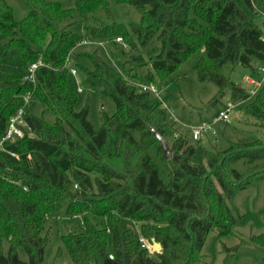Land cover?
I'll use <instances>...</instances> for the list:
<instances>
[{
  "label": "trees",
  "instance_id": "trees-1",
  "mask_svg": "<svg viewBox=\"0 0 264 264\" xmlns=\"http://www.w3.org/2000/svg\"><path fill=\"white\" fill-rule=\"evenodd\" d=\"M18 1L21 19L0 0V264H41L49 240L44 224L60 212L83 216L82 231L61 237L72 264L203 261L207 234L225 236L235 223V194L264 178V142L230 141L195 162L194 145L175 129L161 100L136 83L158 85L201 50L198 81L214 84L218 96L228 89L236 105L249 100L242 118L264 130V80L251 95L221 72L224 63L254 74L264 68V0H114L133 6L139 21H95L83 36L71 28L73 15L107 9L110 0H75L73 8H64L63 0ZM84 39L97 47L78 54L90 64H76L82 83L115 106L113 113L100 112L98 128L88 119V101L76 109L78 91L66 64ZM152 40L160 49L146 62L139 51ZM96 42H109L113 51L102 55L105 45ZM19 111L22 135L2 140ZM151 129L164 138L170 159ZM238 160L245 169L229 175L227 165ZM245 242L240 238L232 249ZM249 242L264 251V232ZM155 243L159 251L146 247Z\"/></svg>",
  "mask_w": 264,
  "mask_h": 264
},
{
  "label": "rangeland",
  "instance_id": "rangeland-1",
  "mask_svg": "<svg viewBox=\"0 0 264 264\" xmlns=\"http://www.w3.org/2000/svg\"><path fill=\"white\" fill-rule=\"evenodd\" d=\"M75 0H63L64 8H73ZM14 10L17 19H21L25 13V9L18 0H8ZM95 21H101L104 24H112L113 22L128 26L130 23L139 21V13L128 3L109 1L107 9L99 8L94 12L80 15H73L72 30L83 36L88 26ZM105 51H101L102 55H106L113 51V46L106 42ZM97 47L92 43L77 44L71 56L70 65L76 69V77L74 85L77 89L81 87V92L77 93L78 102L76 109L79 110L85 101H88L89 112L88 119L95 128L100 124V112L113 113L115 111L114 103L108 97L103 96L97 88L85 86L83 75L76 67V64H90L78 54L84 51H90ZM160 44L152 40L147 46L140 49L145 61L148 62V55L158 52ZM201 55V50L195 51L178 68L164 81H158L155 85L157 96L165 107L170 121L175 129L187 137L191 144L195 147V162H204V154L206 150L211 148L225 149L230 141L238 139L260 138L264 142V130L252 127L246 124L242 118L245 105L249 100L236 105L235 109L229 113L227 120L217 119L219 111L230 99V92L226 89L220 96L219 89L212 83H202L198 81L195 64ZM146 66L138 68L139 76H144L147 72ZM262 68L259 66L258 69ZM222 74L235 84L245 86L247 79L259 78L262 73L254 74L248 68L243 66H233L230 63H224L221 67ZM213 98H217L212 102ZM38 114L41 109H36ZM44 117L48 122H53L54 117L48 113H44ZM204 126L205 130L194 140L191 137L194 128ZM175 136V134L173 135ZM155 150L151 153L154 156ZM245 163L238 160L227 165V172L231 175V170L236 169L243 171ZM159 177L168 182L166 168L163 164H159ZM232 205L236 209L235 223L231 226L230 232L225 236H219L216 231L207 234L202 247L204 260L195 264H264V251L257 249L249 242L251 234H259L264 232V178H260L249 183L244 189L239 190L233 200ZM83 216H66L60 212L58 216L49 218L44 224V233L48 236V243L44 249L43 260L41 264H72L68 252L62 245L61 237L68 230L77 232L83 229ZM240 238L247 242L241 244L236 250L235 247ZM152 246V245H151ZM154 246V245H153ZM155 247H152V250ZM159 251V250H158ZM25 259L21 253L19 255Z\"/></svg>",
  "mask_w": 264,
  "mask_h": 264
},
{
  "label": "built area",
  "instance_id": "built-area-1",
  "mask_svg": "<svg viewBox=\"0 0 264 264\" xmlns=\"http://www.w3.org/2000/svg\"><path fill=\"white\" fill-rule=\"evenodd\" d=\"M262 27L264 29V15H263V19H262ZM115 42L121 44V46L124 49H127L128 46L127 44H125V42L123 41V39L121 37H116L114 39ZM82 44L85 43H92L89 40H82L81 41ZM96 44H98L99 46H101L104 49V43L103 42H96ZM70 61L71 59H67V65L70 68V73L73 76V78L76 77V69L70 65ZM36 68V65H32L30 68V75L29 78L33 79V71ZM259 72L262 73V76L259 78H249L247 79V84L243 87L245 88L247 91H249V93L251 95L255 94V92L259 89L261 83L264 80V68H260ZM137 87L141 90V91H146V92H150L152 94L157 95V89L155 87V85L153 84H143V83H136ZM77 91L81 92V87L78 86L77 87ZM236 107V104L234 102L231 101H227V103L224 105L223 109L221 111H219L218 115H217V119L219 120H227L229 117V113L232 112ZM21 111H19L16 116H14L13 118L10 119L9 123H8V127L6 129V133L5 136L2 140H8V139H13L14 136H21L22 133L20 131V129L17 127V124H21L22 120H21ZM205 130L204 126H199L197 128H194L191 134L192 139L196 140L199 138V135L202 131ZM149 250H152V247H154L153 245H147L146 246Z\"/></svg>",
  "mask_w": 264,
  "mask_h": 264
},
{
  "label": "water",
  "instance_id": "water-1",
  "mask_svg": "<svg viewBox=\"0 0 264 264\" xmlns=\"http://www.w3.org/2000/svg\"><path fill=\"white\" fill-rule=\"evenodd\" d=\"M153 135L157 138V140L160 143V146L162 148L163 151V155L166 159H170L171 158V150L168 147L167 143L165 142L164 138L162 136H160L156 131H154L153 129H151ZM154 247L156 248V250H160V245L158 243L154 244Z\"/></svg>",
  "mask_w": 264,
  "mask_h": 264
}]
</instances>
